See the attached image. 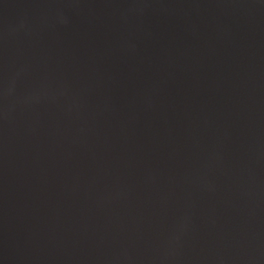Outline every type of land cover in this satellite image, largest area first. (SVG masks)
Returning <instances> with one entry per match:
<instances>
[{
    "label": "water",
    "instance_id": "95a60500",
    "mask_svg": "<svg viewBox=\"0 0 264 264\" xmlns=\"http://www.w3.org/2000/svg\"><path fill=\"white\" fill-rule=\"evenodd\" d=\"M0 264H264V0H0Z\"/></svg>",
    "mask_w": 264,
    "mask_h": 264
}]
</instances>
